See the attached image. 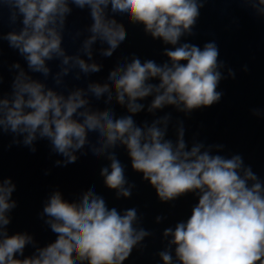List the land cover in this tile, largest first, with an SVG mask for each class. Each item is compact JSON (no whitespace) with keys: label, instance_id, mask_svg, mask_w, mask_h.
I'll return each mask as SVG.
<instances>
[{"label":"clouds","instance_id":"obj_1","mask_svg":"<svg viewBox=\"0 0 264 264\" xmlns=\"http://www.w3.org/2000/svg\"><path fill=\"white\" fill-rule=\"evenodd\" d=\"M209 0H0V41L7 40L26 63H13L16 70L10 91H4L3 49L0 46V140L11 135L8 147L23 146L31 153L36 144L47 141L50 154L62 156L56 167L76 163L79 152L88 151L108 163L100 176L116 198H130L135 183L125 175L126 165L117 149L126 152L131 169L142 174L155 190L159 201L172 202L192 193L198 202L186 220L164 229L171 237L158 255L163 264H264V180L246 164L239 153L225 156L224 144H206L185 139L184 121H176L173 141L168 138L169 112L149 123L138 125L134 116L145 110L143 101L152 97L147 112L174 106L186 116L198 109L218 104L224 93L217 91L228 77L218 44L212 40L203 46L182 42L195 36L201 9ZM250 6L254 18L264 17V0H235ZM88 9L90 34L80 48L69 55L62 46L67 18L73 7ZM5 10L11 29L3 33ZM126 18L132 26H142L145 35L161 40L167 60L143 62L133 55L118 61L107 82H89L86 88L69 90L64 78L101 72L103 65L93 60V45L100 43V55L110 58L127 40ZM83 33H69L73 43ZM107 45V47H103ZM86 56L87 59L82 57ZM58 61L53 74L50 62ZM89 61H92L89 63ZM245 72L249 69L247 65ZM43 77V81L35 78ZM51 78L52 86L46 82ZM103 100V110L93 106ZM126 109L117 114L113 105ZM260 116L258 108L251 109ZM22 138V139H21ZM88 151H84L86 148ZM49 172L46 171L45 175ZM2 177V172H0ZM16 184L11 178L0 180V264H124L133 249L152 233L136 225L141 220L136 207H108L95 185L79 195L78 201L65 199L60 190L52 191L43 202L39 218L55 234V239L39 247L27 232L9 234L10 213L17 208L12 200ZM164 217L157 216L160 222ZM31 245L32 255L25 257ZM174 246V255H173ZM142 247H147L142 245Z\"/></svg>","mask_w":264,"mask_h":264}]
</instances>
